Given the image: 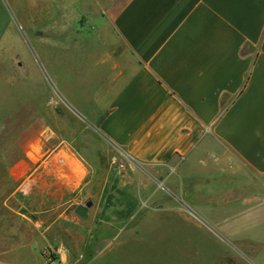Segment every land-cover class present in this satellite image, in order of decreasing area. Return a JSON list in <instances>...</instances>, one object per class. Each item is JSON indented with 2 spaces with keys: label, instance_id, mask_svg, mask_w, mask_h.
Segmentation results:
<instances>
[{
  "label": "crops",
  "instance_id": "0c3cea01",
  "mask_svg": "<svg viewBox=\"0 0 264 264\" xmlns=\"http://www.w3.org/2000/svg\"><path fill=\"white\" fill-rule=\"evenodd\" d=\"M20 15L53 63L56 94L44 90L91 131L44 126L24 149L29 211L66 218L60 209L90 201L72 224L122 221L106 179L113 147L141 164L178 159L201 206L264 213V0H28ZM213 176L227 179L204 189Z\"/></svg>",
  "mask_w": 264,
  "mask_h": 264
},
{
  "label": "rangeland",
  "instance_id": "374dc122",
  "mask_svg": "<svg viewBox=\"0 0 264 264\" xmlns=\"http://www.w3.org/2000/svg\"><path fill=\"white\" fill-rule=\"evenodd\" d=\"M26 1L0 0V264H264L263 209L254 207L248 221V209L215 198L201 206L199 191L178 176V159L141 164L108 148L106 179L115 205L122 198L116 223H99L98 213L79 227L71 223L73 207L59 210L66 218L26 208L17 178L24 149L44 126L68 139L91 135L44 90L56 94L53 63L39 49L38 32L23 22ZM221 180L213 176L203 187ZM130 197L138 198L132 208Z\"/></svg>",
  "mask_w": 264,
  "mask_h": 264
},
{
  "label": "water",
  "instance_id": "95a60500",
  "mask_svg": "<svg viewBox=\"0 0 264 264\" xmlns=\"http://www.w3.org/2000/svg\"><path fill=\"white\" fill-rule=\"evenodd\" d=\"M91 206L90 201H86L83 205H79L76 209H75V213L76 215H78L79 217H83L84 214L87 211V208H89Z\"/></svg>",
  "mask_w": 264,
  "mask_h": 264
}]
</instances>
